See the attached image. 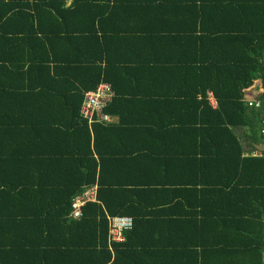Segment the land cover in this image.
Wrapping results in <instances>:
<instances>
[{
	"label": "trees",
	"instance_id": "1",
	"mask_svg": "<svg viewBox=\"0 0 264 264\" xmlns=\"http://www.w3.org/2000/svg\"><path fill=\"white\" fill-rule=\"evenodd\" d=\"M124 63L162 84L147 121L113 110ZM101 82L116 123L80 113ZM263 116L264 0H0V264H259Z\"/></svg>",
	"mask_w": 264,
	"mask_h": 264
},
{
	"label": "crops",
	"instance_id": "2",
	"mask_svg": "<svg viewBox=\"0 0 264 264\" xmlns=\"http://www.w3.org/2000/svg\"><path fill=\"white\" fill-rule=\"evenodd\" d=\"M140 50H142L140 51V53H142L143 57L148 58L149 54L147 48L145 46H142ZM154 51L157 54V57L160 58L161 60H164L165 57L173 56L171 53H169V50H154ZM118 53L121 54L122 52L119 51ZM135 55H140L139 51H134V53L130 57H134ZM124 64H127L126 72H127V76L131 77V80L129 81L127 79L125 80L124 84H120V89H118L119 95L118 97H115L116 100L113 102L115 103L113 110L118 112L119 114L126 115L131 118L136 117L139 120L144 119L145 121H147L149 120V118H147L146 120L147 117L146 115L142 117L144 113L157 108L164 109V104L162 100L164 99L163 95L165 94V92L164 90H159V86H161L162 84L158 83L157 81L151 78L152 70L150 67L148 66L144 67V65L139 66L138 64V68H134L133 64H128V63H124ZM157 64H158L156 65L157 68L163 65V63H157ZM155 78H160V76H155ZM113 95L111 96V99ZM171 100H177V98L172 97ZM173 102L172 101L169 102L168 104L169 108H172L171 105H174ZM117 121H118L117 114L108 115V120H107L108 123L110 122L116 123ZM184 229L188 230L186 228ZM183 236L184 235L178 232V234L173 235V239L177 238L181 240ZM239 258L241 257H237L234 259L237 260ZM260 258H261V262L264 264V249L261 252ZM209 260L213 261L210 258ZM221 260L223 261L225 259L223 258ZM223 263L226 264V262Z\"/></svg>",
	"mask_w": 264,
	"mask_h": 264
},
{
	"label": "built area",
	"instance_id": "3",
	"mask_svg": "<svg viewBox=\"0 0 264 264\" xmlns=\"http://www.w3.org/2000/svg\"><path fill=\"white\" fill-rule=\"evenodd\" d=\"M112 95L113 91L110 84L107 82H101L95 89L85 92L80 106V113L87 119L88 123L107 122L108 114L104 113L103 110L110 101ZM208 100L212 106H216V102L210 92L208 93ZM246 102L248 106L258 104L254 102L253 99H247ZM259 133L264 140V116L260 120ZM252 155L263 156L264 158V151H254ZM95 191L96 186L94 185L85 187L84 191L73 199L71 204V215L74 218H79L81 216V207L86 202L95 200ZM108 224L109 240L121 241L123 239L122 232L131 228L132 220L129 216H111L108 217Z\"/></svg>",
	"mask_w": 264,
	"mask_h": 264
}]
</instances>
